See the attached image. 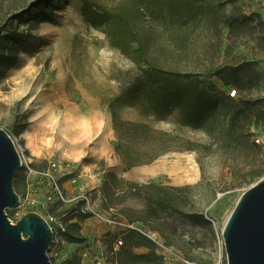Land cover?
<instances>
[{
    "label": "rangeland",
    "instance_id": "obj_1",
    "mask_svg": "<svg viewBox=\"0 0 264 264\" xmlns=\"http://www.w3.org/2000/svg\"><path fill=\"white\" fill-rule=\"evenodd\" d=\"M33 1L0 0V31L8 23L10 28L25 34L16 44L15 65L0 77V128L9 134L19 154L21 151L33 166L44 167L48 161L58 160L64 167L72 168L76 183H71L68 175L61 177L67 202L48 204V212L54 216L64 213V217L91 213L80 222L83 242L63 240L55 256L57 242L50 244L48 255L52 264H111L114 241L122 229L120 225L108 224L104 218H123L118 210L105 209L103 205L99 188L109 172L136 183L152 181L183 187L172 191L182 197L183 214L158 207L146 222L157 229L151 232L155 234L164 264H226L222 227L240 194L262 178L264 172L250 183L231 184L237 181L239 172L256 163V158L243 157L236 165L225 161L217 152L202 156L199 163L194 151H169L150 164L122 171L120 161L112 152L115 139L106 102L121 87L135 81L144 82L141 71L109 46L102 32L83 21L78 0L56 9L53 21L41 22L35 28L9 20L12 14ZM237 5L251 12V0H237ZM230 9L231 4L224 6L226 12ZM150 25L155 29L158 42L167 43L171 39L162 20L152 18ZM244 33L241 42L234 45L224 29L219 52L193 36L175 50L174 56L179 68L185 71H200L224 62L241 63L245 69L242 92L215 76L206 79L213 90L227 93L236 88L237 96L242 95L254 103L249 110L253 121L251 131L253 138H262L258 145L264 159V46L251 40L248 29ZM209 34L214 40L218 36L214 30ZM214 40L210 43H216ZM159 55V58H168L163 49L159 50ZM138 95L146 106L145 94ZM146 112L145 107L137 105L134 114L126 110L122 115L139 116L159 128L199 142L206 140L202 133L180 126L173 114L146 116ZM20 173L19 170L15 180ZM17 190L20 197L25 195L24 176L19 177ZM123 202L133 208L143 207L138 199L128 197ZM34 208L22 204L7 209L6 213L12 223L28 211L46 215L45 208ZM186 213L202 216L208 224ZM146 225L142 224L147 228ZM135 251L140 253L145 249L135 248Z\"/></svg>",
    "mask_w": 264,
    "mask_h": 264
},
{
    "label": "trees",
    "instance_id": "obj_2",
    "mask_svg": "<svg viewBox=\"0 0 264 264\" xmlns=\"http://www.w3.org/2000/svg\"><path fill=\"white\" fill-rule=\"evenodd\" d=\"M70 1L34 0L25 9L12 14L9 20L14 19L19 24L35 28L41 22L53 21L54 11ZM78 1L83 21L102 32L109 46L130 60L144 78V82L135 81L121 87L106 102L115 139L112 150L122 165V171L150 164L169 151L186 150L194 151L199 163L202 156L217 152L225 161L230 160L236 165L243 157L253 155L257 164L239 172L237 181H233L231 186L250 183L263 174V153L251 131L253 121L249 110L254 103L242 95L237 96V89L240 92L245 89V69L241 63L224 62L211 64L200 71H185L179 68L174 56L175 50L193 36L219 52L224 29L234 45L241 42L248 29L251 40L264 46V20L259 13L243 11L237 5V0ZM227 4H231L228 12L224 10ZM152 18L162 20L168 27L170 44L158 42L155 29L150 25ZM211 30L218 32L215 40L209 34ZM24 36V33L10 28L8 23L3 25L0 31V77L15 65L18 55L16 44ZM213 40L216 43H210ZM162 49L168 58H159V50ZM208 76L217 77L225 85H234L237 88H232L236 90L235 96L213 90L211 82L206 79ZM139 93L145 94L146 106L139 101ZM137 105L146 108V116L173 114L180 126L205 135V142L159 128L139 116L122 115L126 110L134 114ZM21 176H24L22 171L15 180L17 193V181ZM182 189L152 181L136 183L109 172L103 178L99 191L105 209H116L123 218L121 220L135 223L143 231H151L157 229L154 225H146V222L149 216L155 214V208L164 207L183 214L180 209L182 197L172 193ZM128 197L141 200L143 207L126 205L123 201ZM186 214L208 224L202 216ZM89 216L91 213L64 217L62 241L83 242L85 238L80 235V222ZM120 235L123 243L112 251L111 264H164L156 243L144 233L129 228L122 230ZM135 248H144L145 251L138 253Z\"/></svg>",
    "mask_w": 264,
    "mask_h": 264
},
{
    "label": "water",
    "instance_id": "obj_3",
    "mask_svg": "<svg viewBox=\"0 0 264 264\" xmlns=\"http://www.w3.org/2000/svg\"><path fill=\"white\" fill-rule=\"evenodd\" d=\"M20 155L0 128V264H52L48 255L53 233L37 211H28L14 223L6 210L19 205L14 182ZM226 264H264V176L236 200L222 227Z\"/></svg>",
    "mask_w": 264,
    "mask_h": 264
},
{
    "label": "built area",
    "instance_id": "obj_4",
    "mask_svg": "<svg viewBox=\"0 0 264 264\" xmlns=\"http://www.w3.org/2000/svg\"><path fill=\"white\" fill-rule=\"evenodd\" d=\"M261 6L264 7V0H260ZM236 90L230 89L228 94L230 96H235ZM254 141L257 144L262 142V138L259 136L254 137ZM20 170L22 171L25 182H26V193L23 197L19 199V205L26 204L31 208L41 207L45 208L46 215L43 216L48 224L50 225L51 231L53 233V242H58L62 240L61 233L65 229L63 222L64 215L54 216L47 211L48 204L54 202L66 203L67 193L61 183V177L68 175L69 181L71 183H76V177L72 175L71 167H64L58 160H50L44 167H35L30 161L23 155L20 151ZM67 165V164H66ZM34 193H38L39 197L34 196ZM35 209V208H34ZM87 209V207H84ZM83 210V209H82ZM88 210V209H87ZM108 224L113 226H121L122 230L125 229H136L148 237H150L155 243H157L155 234L151 231H143L141 227L135 223H128L118 218H104ZM114 249L123 243L121 235L115 238ZM79 264H83L80 262Z\"/></svg>",
    "mask_w": 264,
    "mask_h": 264
},
{
    "label": "crops",
    "instance_id": "obj_5",
    "mask_svg": "<svg viewBox=\"0 0 264 264\" xmlns=\"http://www.w3.org/2000/svg\"><path fill=\"white\" fill-rule=\"evenodd\" d=\"M250 10L251 11H255V12H257V13H259L260 14V16H261V18L264 20V7L263 6H261V3H260V0H251V6H250ZM112 130V129H111ZM112 152H113V150H112ZM34 196H36V197H38L39 196V198H40V195H38V193H34ZM64 214V213H63ZM63 214H61V215H63ZM65 218H67V217H65ZM73 220H75V219H73ZM73 220H69V222L70 221H73ZM59 242H63L62 240H59L56 244V247H55V249H54V256L55 255H57V248L59 247ZM59 262H60V259H59ZM58 262V263H59Z\"/></svg>",
    "mask_w": 264,
    "mask_h": 264
}]
</instances>
